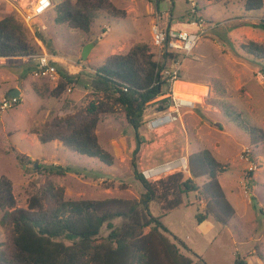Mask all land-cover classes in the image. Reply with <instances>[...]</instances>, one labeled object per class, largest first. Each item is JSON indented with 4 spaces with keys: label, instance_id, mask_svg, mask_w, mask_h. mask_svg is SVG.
I'll return each instance as SVG.
<instances>
[{
    "label": "rangeland",
    "instance_id": "obj_1",
    "mask_svg": "<svg viewBox=\"0 0 264 264\" xmlns=\"http://www.w3.org/2000/svg\"><path fill=\"white\" fill-rule=\"evenodd\" d=\"M110 1L115 9L96 11L90 31L84 32L56 23L54 8L26 24L23 16L29 13L33 0H0V19L13 15L35 49L38 39L46 52L56 57L59 68L78 76L57 94L58 83L34 76L32 65L24 57H0V100L12 89H18L21 95L16 104L0 114V177L12 183L15 208H27L28 198L39 195L47 181L63 186L65 199L71 200L114 197L131 203L143 191L131 166L134 130L121 107L114 106L113 114L99 122L96 129L100 143L114 155L112 166L70 151L57 141L40 143L35 134L52 118L73 113L100 97V93L93 92L91 77L107 56L147 44L156 58L153 25L165 27L171 19L182 22L192 15L187 0H162L157 8L156 0ZM194 1L208 30L181 63L179 79L190 83L178 81L176 88L181 97L195 102V108L184 111L182 124L173 122L149 131L143 123L139 133L146 141L137 154V169L141 172L208 149L223 166L218 179L234 208L228 226H221L211 216L199 222L196 215L204 212V202L194 192L182 195L179 206L162 209L176 193L169 176L150 181L159 194L157 202H150V211L161 216L172 240L175 237L185 243L181 251L193 264H234L237 255L247 264H264V140L253 143L250 135L223 111L237 112L264 134V60L241 48L248 41L264 43V29L258 25L264 20V6L253 17L243 9L241 0H230L227 5H234L232 9L222 2ZM90 42L94 46L83 60L82 49ZM161 98L159 94L147 106L144 119L154 115L155 101ZM52 164L71 166L74 172L47 175L44 168ZM204 179L198 178L197 182L201 184ZM2 214L0 210V218ZM113 222L119 225L121 219ZM106 233L103 226L100 234ZM3 241L0 227V249Z\"/></svg>",
    "mask_w": 264,
    "mask_h": 264
},
{
    "label": "trees",
    "instance_id": "obj_2",
    "mask_svg": "<svg viewBox=\"0 0 264 264\" xmlns=\"http://www.w3.org/2000/svg\"><path fill=\"white\" fill-rule=\"evenodd\" d=\"M161 1H155L156 8ZM263 6V0H245L244 3L247 11ZM53 8L56 23L84 32L90 31L96 11L115 9L110 0H62L59 3L54 0ZM191 14L182 21H198L197 10ZM190 17L193 18L190 20ZM258 25L264 29V20ZM241 48L254 58L264 60V43L248 41L241 44ZM38 50V46L35 49L30 44L23 25L13 15L0 19V57H23ZM57 68L61 78L55 92L60 94L66 84L78 76L69 75L58 65ZM161 71L162 64L147 44H136L126 53L111 54L91 77L93 92L100 93V97L73 113L52 118L44 129L35 132L40 143L58 141L70 151L98 158L112 166L114 155L100 143L96 129L99 122L113 114L114 106L121 107L136 139L131 166L133 176L143 187L138 199L131 203L114 197L65 199L64 187L47 181L39 195L28 198L27 208H15L12 183L1 176L0 227L5 242L0 249V264H193L181 251L180 246L186 248L185 243L175 237L172 240L161 216L150 211V202H157L159 194L137 169V154L146 141L139 133L145 124L144 111L166 90ZM155 103V111H160L166 107L167 100ZM223 111L232 123L250 135L253 143L264 140V134L247 119L226 108ZM188 166L187 176L183 173L168 175L176 193L161 208H175L182 203V195L194 192L196 198L204 202V212L197 213V220L201 222L211 216L221 226H227L234 216V208L218 179V173L223 170L221 162L208 149H201L188 156ZM44 169L47 175L55 176L74 172L71 166L54 164ZM202 177L205 179L199 184L197 179ZM116 218L121 219L119 225L113 222ZM103 226L107 229L105 235L100 234ZM234 264L247 262L237 255Z\"/></svg>",
    "mask_w": 264,
    "mask_h": 264
},
{
    "label": "built area",
    "instance_id": "obj_3",
    "mask_svg": "<svg viewBox=\"0 0 264 264\" xmlns=\"http://www.w3.org/2000/svg\"><path fill=\"white\" fill-rule=\"evenodd\" d=\"M187 1H190L192 12H195L196 3L194 0ZM31 6L29 13L23 16L26 24L33 18L50 11L54 6V0H33ZM262 17L264 19V15ZM197 20L194 22L197 26L195 31L162 29L158 23L152 27V40L156 60L162 64L161 79L165 81L166 86V90L161 93L162 98L159 100L166 99L167 105L164 109L155 111L153 116H145V126L149 131L173 122L182 124L184 111H192L195 108V102L174 96L173 85L180 78L183 59L193 52L199 40L208 30L203 18L200 17ZM35 41L39 50L23 56L32 65L31 73L38 78H44L57 84L61 77L57 68L56 57L46 52L40 40L35 39ZM169 54L175 55L169 56ZM20 99L21 95L1 99L0 114L10 108L12 104H16ZM174 173L189 174L188 157L186 155H181L141 170V174L148 181L167 177Z\"/></svg>",
    "mask_w": 264,
    "mask_h": 264
},
{
    "label": "crops",
    "instance_id": "obj_4",
    "mask_svg": "<svg viewBox=\"0 0 264 264\" xmlns=\"http://www.w3.org/2000/svg\"><path fill=\"white\" fill-rule=\"evenodd\" d=\"M207 2H211V0H205ZM195 2V1H194ZM215 2V1H214ZM219 2H222V4L227 8H230L232 9L234 5H232L231 7H229L227 4L228 2H230V0H223V1H219ZM242 2V7L243 9L246 11V9L244 8V3H245V0H241ZM196 3V2H195ZM196 6V5H195ZM261 10V9H259ZM259 10H250V11H247V12H250L252 13V15H254L253 17H255V13ZM200 15V14H198ZM264 15V14H263ZM262 15V16H263ZM171 16V15H170ZM202 18H204L202 15H200ZM171 18V17H170ZM193 17H190V20L192 19ZM159 24V23H158ZM160 26V24H159ZM161 27V26H160ZM162 29H175V30H187V31H195L197 29V26L194 22H181L180 19H178L177 21L175 20H172L170 22H168V24L165 26V27H161ZM185 59V58H184ZM180 76H181V72H180ZM178 81H184L183 79H179ZM184 82H188L190 83L189 81H184ZM20 92V91H19ZM20 94V93H19ZM58 142V141H57ZM61 144V143H60ZM228 226V225H227Z\"/></svg>",
    "mask_w": 264,
    "mask_h": 264
},
{
    "label": "water",
    "instance_id": "obj_5",
    "mask_svg": "<svg viewBox=\"0 0 264 264\" xmlns=\"http://www.w3.org/2000/svg\"><path fill=\"white\" fill-rule=\"evenodd\" d=\"M94 46V44L93 43H88V44H86L84 47H83V49H82V52H81V58L83 59V60H85L86 58H87V56H88V54H89V52H90V50H91V48ZM19 90L18 89H12V90H10L9 92H8V97H14V96H17V95H19ZM35 167H36V164H35Z\"/></svg>",
    "mask_w": 264,
    "mask_h": 264
},
{
    "label": "bare ground",
    "instance_id": "obj_6",
    "mask_svg": "<svg viewBox=\"0 0 264 264\" xmlns=\"http://www.w3.org/2000/svg\"><path fill=\"white\" fill-rule=\"evenodd\" d=\"M24 5H25V4H24ZM22 6H23V3H22ZM177 82H178V81H176V82L174 83V85H173V93H174V96H175V97H178V98L189 99V98H186V97H181L180 93H178L177 88H176V86H177ZM189 100H191V99H189ZM191 101H193V100H191Z\"/></svg>",
    "mask_w": 264,
    "mask_h": 264
}]
</instances>
